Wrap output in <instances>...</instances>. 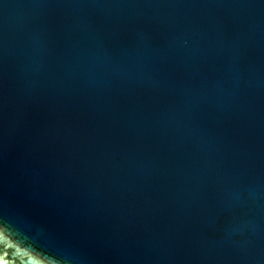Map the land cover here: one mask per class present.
I'll return each instance as SVG.
<instances>
[{
	"label": "water",
	"instance_id": "1",
	"mask_svg": "<svg viewBox=\"0 0 264 264\" xmlns=\"http://www.w3.org/2000/svg\"><path fill=\"white\" fill-rule=\"evenodd\" d=\"M0 226L12 264H264V0H0Z\"/></svg>",
	"mask_w": 264,
	"mask_h": 264
},
{
	"label": "flooded vegetation",
	"instance_id": "2",
	"mask_svg": "<svg viewBox=\"0 0 264 264\" xmlns=\"http://www.w3.org/2000/svg\"><path fill=\"white\" fill-rule=\"evenodd\" d=\"M14 245V243L10 240V239H6V241H5V243H4V247L5 248H9V247H11V246H13ZM5 253L7 254V255H5ZM3 256H5V259L6 260H8V262H9V264H12V259L9 257L10 256V253L9 252H7L6 250H4V255Z\"/></svg>",
	"mask_w": 264,
	"mask_h": 264
},
{
	"label": "snow or ice",
	"instance_id": "3",
	"mask_svg": "<svg viewBox=\"0 0 264 264\" xmlns=\"http://www.w3.org/2000/svg\"><path fill=\"white\" fill-rule=\"evenodd\" d=\"M2 231H3L2 226H0V232ZM5 255L7 254L5 253ZM0 264H9V262L3 256H0Z\"/></svg>",
	"mask_w": 264,
	"mask_h": 264
}]
</instances>
